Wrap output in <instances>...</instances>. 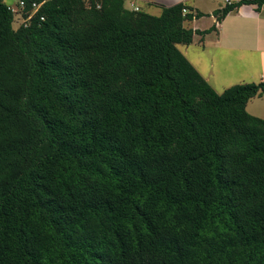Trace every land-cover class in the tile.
I'll return each mask as SVG.
<instances>
[{"label": "trees", "instance_id": "1", "mask_svg": "<svg viewBox=\"0 0 264 264\" xmlns=\"http://www.w3.org/2000/svg\"><path fill=\"white\" fill-rule=\"evenodd\" d=\"M4 1L0 264H264V82L198 74L177 46L204 15Z\"/></svg>", "mask_w": 264, "mask_h": 264}, {"label": "crops", "instance_id": "2", "mask_svg": "<svg viewBox=\"0 0 264 264\" xmlns=\"http://www.w3.org/2000/svg\"><path fill=\"white\" fill-rule=\"evenodd\" d=\"M240 1L253 3L230 11L219 23L215 14L224 8L223 0H124V7L129 10L132 3L139 11L158 16L161 7L183 4L191 14L202 13L203 17L184 23V27L194 31L191 44L177 47H183L184 51L179 50L182 55L221 93L236 84L264 82V3L258 9L257 0H229L227 6ZM212 26L215 31L197 34ZM246 112L264 120V96L248 101Z\"/></svg>", "mask_w": 264, "mask_h": 264}, {"label": "built area", "instance_id": "3", "mask_svg": "<svg viewBox=\"0 0 264 264\" xmlns=\"http://www.w3.org/2000/svg\"><path fill=\"white\" fill-rule=\"evenodd\" d=\"M224 1V3H225V5H228L229 4V0H223ZM18 2H19V8H23V6H24V4H23V2L22 1H19L18 0ZM37 6L35 5V4H33V8H36ZM8 9L13 13V12H15L16 11V8L13 6H10V7H8ZM129 10L130 11H133V12H138L139 11V9L137 8V7H135L132 3H130L129 4ZM183 13H187L185 10H183Z\"/></svg>", "mask_w": 264, "mask_h": 264}, {"label": "rangeland", "instance_id": "4", "mask_svg": "<svg viewBox=\"0 0 264 264\" xmlns=\"http://www.w3.org/2000/svg\"><path fill=\"white\" fill-rule=\"evenodd\" d=\"M16 1H17V0H5L4 2H6V3H8V4H10V3H14V4H15ZM14 27H17V25H14ZM178 48H179V50L181 49V51H184V49H183L182 46H179Z\"/></svg>", "mask_w": 264, "mask_h": 264}]
</instances>
